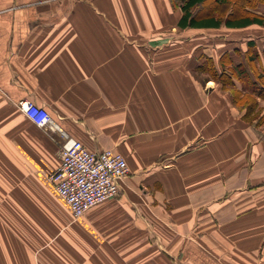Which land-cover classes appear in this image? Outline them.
I'll return each mask as SVG.
<instances>
[{"label": "crops", "instance_id": "crops-1", "mask_svg": "<svg viewBox=\"0 0 264 264\" xmlns=\"http://www.w3.org/2000/svg\"><path fill=\"white\" fill-rule=\"evenodd\" d=\"M182 15L171 0H0V264H264V140L201 70L230 67L264 26ZM25 99L126 158L119 196L73 217L48 181L61 136Z\"/></svg>", "mask_w": 264, "mask_h": 264}, {"label": "built area", "instance_id": "built-area-1", "mask_svg": "<svg viewBox=\"0 0 264 264\" xmlns=\"http://www.w3.org/2000/svg\"><path fill=\"white\" fill-rule=\"evenodd\" d=\"M18 107L37 127L61 136L60 165L49 174L48 181L75 219L109 198L119 196L121 181L130 173L122 154L111 149H89L80 140L70 137L49 110L33 100H20Z\"/></svg>", "mask_w": 264, "mask_h": 264}, {"label": "trees", "instance_id": "trees-1", "mask_svg": "<svg viewBox=\"0 0 264 264\" xmlns=\"http://www.w3.org/2000/svg\"><path fill=\"white\" fill-rule=\"evenodd\" d=\"M174 8H181L183 15L179 21L180 27L211 28L226 26L228 28H245L251 25L264 26V14L258 12L264 7V0H171ZM253 39L248 41L245 58L247 62L234 65L228 55L222 57V63L231 64L229 71L222 66V71L214 65H204L201 70L208 71L213 79H221L222 83L231 91L235 103L240 109H246L244 118L251 119L253 112L259 107L258 99L264 100V54L254 47ZM252 47L254 48L252 50ZM264 50V49H263ZM257 51L256 56L253 53ZM262 66L260 70L257 66ZM256 63V64H255ZM234 65V66H233ZM206 67H211V70ZM259 69V71L257 70ZM214 74V75H213ZM234 78L242 89H238ZM258 124H260L258 122Z\"/></svg>", "mask_w": 264, "mask_h": 264}, {"label": "rangeland", "instance_id": "rangeland-1", "mask_svg": "<svg viewBox=\"0 0 264 264\" xmlns=\"http://www.w3.org/2000/svg\"><path fill=\"white\" fill-rule=\"evenodd\" d=\"M261 9L258 11V12H260V13H262V14H264V7H260ZM253 38H256L257 39V37H259V38H261V40H260V42L258 41L259 39H257V41H256V39L254 40V41H252L253 43H254V47L255 48H258L260 51H261V53H263L264 54V35H262V36H258V35H255V36H252ZM249 43V42H248ZM248 48H246V49H243V51H236V53H237V56H236V58H235V60H233V58H232V60H233V63H234V65H236V64H238L239 62H247V60H246V58H245V52L246 51H244V50H247ZM254 48L252 47V50H253ZM256 53H257V51H255L254 53H253V56H256ZM223 56H225V54L223 55ZM222 56V57H223ZM233 57H234V55H232ZM206 64H211V63H206ZM205 64V65H206ZM256 64V63H255ZM233 65V66H234ZM257 66H258V68L260 69V70H262V66H261V64L259 63V62H257ZM208 67H206L205 69H207ZM231 68V67H230ZM257 68V70L259 71V69ZM209 70H211V67H209L208 68ZM223 69L221 68L220 69V71H222ZM225 70L226 71H229L230 73H231V71L229 70V67L228 66H226L225 67ZM214 75V74H213ZM211 78H213V76L212 75H209ZM198 78H200V76L198 75L197 76ZM218 83H220L221 84V88L222 89H224V90H229L228 88H224L223 86H225L223 83H222V81H221V79H220V81L217 79L216 80ZM235 82V81H234ZM235 84H236V86H237V88L238 89H242L243 88V85H241V83L236 79V82H235ZM225 87H228V86H225ZM262 104H264V100H261V99H258V105H259V107L256 109V112L254 113L253 112V116L251 115L250 117H251V119H249V120H247L248 122H250L252 125H253V127L254 128H256L258 131H257V133H255V136H254V138H258L259 140H264V105H262ZM239 108V107H238ZM240 109V108H239ZM240 110H244L245 112H246V109H240ZM245 115V114H244ZM258 122L260 123V124H258ZM188 264H193L192 262H190V263H188Z\"/></svg>", "mask_w": 264, "mask_h": 264}]
</instances>
